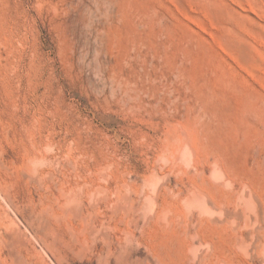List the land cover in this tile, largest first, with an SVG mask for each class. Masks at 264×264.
Returning a JSON list of instances; mask_svg holds the SVG:
<instances>
[{
  "label": "rangeland",
  "instance_id": "obj_1",
  "mask_svg": "<svg viewBox=\"0 0 264 264\" xmlns=\"http://www.w3.org/2000/svg\"><path fill=\"white\" fill-rule=\"evenodd\" d=\"M0 264H264V0H0Z\"/></svg>",
  "mask_w": 264,
  "mask_h": 264
}]
</instances>
